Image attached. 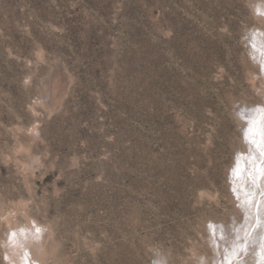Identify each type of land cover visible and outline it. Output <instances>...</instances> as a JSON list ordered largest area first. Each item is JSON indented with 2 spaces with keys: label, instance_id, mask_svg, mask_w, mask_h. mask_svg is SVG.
<instances>
[{
  "label": "rangeland",
  "instance_id": "374dc122",
  "mask_svg": "<svg viewBox=\"0 0 264 264\" xmlns=\"http://www.w3.org/2000/svg\"><path fill=\"white\" fill-rule=\"evenodd\" d=\"M262 6L0 0V264H216Z\"/></svg>",
  "mask_w": 264,
  "mask_h": 264
},
{
  "label": "bare ground",
  "instance_id": "6f19581e",
  "mask_svg": "<svg viewBox=\"0 0 264 264\" xmlns=\"http://www.w3.org/2000/svg\"><path fill=\"white\" fill-rule=\"evenodd\" d=\"M259 10L264 13V6L260 7ZM248 35V48L251 56L259 71L264 74V27L263 29L262 27L260 29L254 28ZM241 111H247L248 116L241 118L239 114ZM262 115H264V94L261 101L240 105L235 110V117L241 125L240 141L242 147L237 150L228 176L230 188L233 195L235 194L233 199L239 206L242 219H239L241 222H236L237 224L233 228L225 225L223 229L217 225L214 227L215 232H212L215 233V236L211 239L212 243L215 244V252L221 255L220 259L217 258L216 264H264V176L260 175L261 169L264 168V164L261 163L264 157L259 155V152L245 139L244 135L248 119L259 122ZM250 149L254 154V159L251 160L248 158ZM241 154H243L242 158L238 162V156ZM245 165L251 175L244 173ZM238 171L244 173L242 178L237 176ZM229 230L231 234H229ZM30 231L34 234L32 229H27V234ZM221 231L225 234L226 239L224 240L219 238ZM17 233L16 231L14 234L15 238L19 234ZM11 237L13 238V236ZM32 246L33 244L30 245L27 241L21 242L19 245L17 243L12 248L15 250L21 248V254L18 257L15 255L17 258L12 253L8 254L9 260L3 264H41L39 260L41 248L37 245H34V248ZM222 248L225 250L223 251Z\"/></svg>",
  "mask_w": 264,
  "mask_h": 264
},
{
  "label": "snow or ice",
  "instance_id": "6c2138e0",
  "mask_svg": "<svg viewBox=\"0 0 264 264\" xmlns=\"http://www.w3.org/2000/svg\"><path fill=\"white\" fill-rule=\"evenodd\" d=\"M241 118H245L248 116L247 111H241L240 113ZM244 135L245 139L252 145L254 148L259 152V155L261 157H264V115H262V118L259 122H254L251 119H248L247 127L244 129ZM241 156H238V162L242 158ZM249 160L254 159V154L252 153L251 149L249 151ZM261 163L264 164V160H261ZM244 173H247L248 175H251L250 172H248V169L245 165ZM244 173L237 172V176L241 177ZM260 175L264 176V168L261 169ZM224 226H221V229H223ZM215 234V233H214ZM229 234L230 230H229ZM221 240L226 239L225 234L223 231H221L220 237Z\"/></svg>",
  "mask_w": 264,
  "mask_h": 264
}]
</instances>
